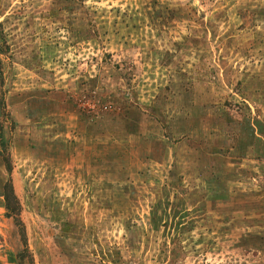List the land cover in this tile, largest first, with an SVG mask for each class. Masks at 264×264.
<instances>
[{"label":"rangeland","instance_id":"obj_1","mask_svg":"<svg viewBox=\"0 0 264 264\" xmlns=\"http://www.w3.org/2000/svg\"><path fill=\"white\" fill-rule=\"evenodd\" d=\"M0 264H264V0H0Z\"/></svg>","mask_w":264,"mask_h":264},{"label":"trees","instance_id":"obj_2","mask_svg":"<svg viewBox=\"0 0 264 264\" xmlns=\"http://www.w3.org/2000/svg\"><path fill=\"white\" fill-rule=\"evenodd\" d=\"M3 161L6 171L10 173L11 172L10 159L8 157L7 158L3 157ZM2 190H3L2 192H3V198H4V204H5L7 216L12 217L15 222L21 224L19 219L20 204L14 193L11 179H8V181L3 185ZM22 232H24V229L22 230Z\"/></svg>","mask_w":264,"mask_h":264}]
</instances>
